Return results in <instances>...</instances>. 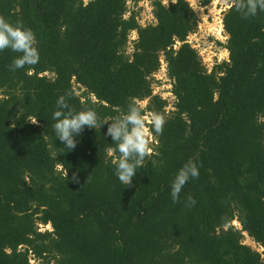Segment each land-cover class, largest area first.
I'll return each instance as SVG.
<instances>
[{"label": "trees", "instance_id": "1", "mask_svg": "<svg viewBox=\"0 0 264 264\" xmlns=\"http://www.w3.org/2000/svg\"><path fill=\"white\" fill-rule=\"evenodd\" d=\"M149 1L156 23L141 26L125 16L127 0H0V16L30 28L39 53L11 71L19 54L0 52V264H264V250L243 242L246 232L264 248V12L245 19L231 4L229 61L209 72L188 42L199 24L191 4ZM162 56L175 109L126 187L107 125L65 149L56 102L71 93L73 110L109 122L138 100L164 114L151 80ZM190 158L199 177L173 203L171 182Z\"/></svg>", "mask_w": 264, "mask_h": 264}, {"label": "clouds", "instance_id": "2", "mask_svg": "<svg viewBox=\"0 0 264 264\" xmlns=\"http://www.w3.org/2000/svg\"><path fill=\"white\" fill-rule=\"evenodd\" d=\"M243 18L253 17L258 11L264 12V0H231ZM37 41L30 28L21 21L15 24L0 16V52L10 49L18 53L9 65L11 71L33 66L39 61ZM71 93L57 99L56 110L53 113V129L56 137L65 145V149L73 150L77 146V137L85 129H96L107 125L106 135L116 144L119 157L113 161L114 174L126 187L132 186L133 177L138 168L144 166L145 159L152 155L151 142L154 136L163 132L166 123L165 116L158 112L145 114L135 101L128 105L127 111L114 118L112 122L99 120L97 112L92 108L75 111L68 103ZM35 123V122H34ZM112 149H109L111 152ZM199 177V169L194 158L185 162L171 182L170 195L173 203H178L180 193L190 179ZM73 180L78 182L74 174ZM195 200L187 197V205L193 206Z\"/></svg>", "mask_w": 264, "mask_h": 264}, {"label": "rangeland", "instance_id": "3", "mask_svg": "<svg viewBox=\"0 0 264 264\" xmlns=\"http://www.w3.org/2000/svg\"><path fill=\"white\" fill-rule=\"evenodd\" d=\"M87 1V0H85ZM176 0H165L164 4L168 5L169 2ZM193 9L197 12L199 24L197 30L190 34L188 42L198 51L201 60L207 70L212 71L213 67L223 61H229V52L225 45L229 36L225 32L223 25L224 13L231 6V0H210L206 5L202 3L203 0H187ZM127 12L125 16H129L131 13H135L138 22L141 26H147L149 24H155L156 18L153 14V5L149 0H127ZM138 37L137 31H132L129 37V43L126 48V54L131 55L134 51L135 40ZM177 43L176 47H178ZM152 88L154 95H160L163 99L167 100V106L165 107L166 117L171 115L175 109L174 104L176 101L175 96L172 93L173 81L167 74V64L164 60V56L161 57L160 69L151 76ZM76 85V93L81 94L84 89L78 88ZM137 103L142 109L147 110L149 99L138 100ZM150 113L146 111L145 114ZM156 138H152L151 149L153 145H156ZM111 154V153H110ZM237 228H241L239 221L235 220L231 223ZM41 231H51L53 228L50 224L40 225ZM243 242L250 245L255 250L263 252L264 248L256 243L246 232L244 233ZM31 263L36 264V259L31 258Z\"/></svg>", "mask_w": 264, "mask_h": 264}]
</instances>
